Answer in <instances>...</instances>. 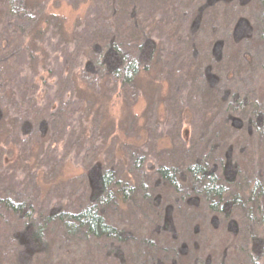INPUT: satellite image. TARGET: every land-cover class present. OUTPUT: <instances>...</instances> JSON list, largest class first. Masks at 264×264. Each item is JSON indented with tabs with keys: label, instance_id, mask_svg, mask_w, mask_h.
Listing matches in <instances>:
<instances>
[{
	"label": "trees",
	"instance_id": "1",
	"mask_svg": "<svg viewBox=\"0 0 264 264\" xmlns=\"http://www.w3.org/2000/svg\"><path fill=\"white\" fill-rule=\"evenodd\" d=\"M120 1L112 0L114 15L123 9ZM130 1L127 16L117 21L126 25L119 31L101 29L80 72L94 87L114 84V92L121 90L122 95L117 100H127L130 107L140 95L146 97L145 114L134 120V141L122 146L127 147L125 166L118 169L114 155L105 165L92 164L88 173L74 180L76 185L84 183L83 192L40 211L39 217L34 191H42L43 185L36 189L32 181L27 193L18 194L0 186V230L16 227L6 239L26 241L28 264H90L84 244L106 246L111 241L126 242L125 251L116 252L118 264H264V0H157L149 8ZM15 2L4 0L6 14L28 19L31 15ZM140 7L150 15H140ZM157 8L168 42L176 43L174 53L164 58V40L148 30L151 11ZM7 25L11 30L0 37V169L11 163L27 170L31 160L27 150L11 148L15 134L9 131L3 107L6 93L12 91L8 85L14 82L7 62L24 48L18 26ZM166 67L173 68V79L189 82L187 102L178 114L174 107L179 97L169 98L175 96L173 89L167 95L154 87L162 80L158 72ZM146 77L149 89L148 84L143 89ZM13 84L20 94L13 95L14 104L33 112L23 120L31 136L49 132L75 102L66 95L59 104L41 108L34 87L27 93ZM98 95H84L78 104H87V112H105ZM112 99L106 98L109 108L118 107ZM140 119L144 123L138 127ZM165 119L172 120L173 129L159 132ZM187 121L193 132L186 141L180 124ZM101 123L94 119L93 126L87 124L88 143L95 145ZM118 129L123 132L121 126ZM145 143L148 151L141 147ZM92 145L87 155L95 149ZM52 230L60 238L59 246L48 244ZM60 243L70 253H62ZM2 250L0 264H19L13 252ZM35 251L42 258L33 260Z\"/></svg>",
	"mask_w": 264,
	"mask_h": 264
},
{
	"label": "rangeland",
	"instance_id": "2",
	"mask_svg": "<svg viewBox=\"0 0 264 264\" xmlns=\"http://www.w3.org/2000/svg\"><path fill=\"white\" fill-rule=\"evenodd\" d=\"M14 1H16L15 7L25 9V13L31 16L22 20L18 15L8 13L10 15L9 22L18 26V29L15 30L18 31L17 33L21 36L20 39L24 43V48L18 53L19 55L17 54L16 57L14 56L7 62L10 70L9 74L12 73L10 76L14 80L13 83L20 86L23 92L26 91L27 93L30 87H34L36 92L33 96L37 105L41 108H48L56 103L59 104L62 97L66 95L75 101L69 105L67 110L61 112L60 120L53 126L51 124L49 132L47 130L45 135L38 132L37 135L31 136V131L23 124V120L32 118L33 112L27 106L21 107L19 104H14L13 95L17 96L20 94L16 92L15 87L12 88L13 83L8 85L12 91L10 90L6 93L3 107L5 110L4 114H7L9 118L7 120L8 128H11L9 131L15 134L13 140L10 139V145L11 148H15L16 152L22 150V148L27 150L26 154L29 156L27 159L31 160L29 162V165L31 163V168L24 170L23 165L16 168L11 166V163L3 164V168L1 167L0 169V186L7 185L8 189L18 194L21 192L27 193V188L32 181L35 183L36 189L40 187V184L41 186L43 185L42 191H38L39 189L34 191L32 184L30 185V192L34 191L37 196L35 200L37 204L36 212L39 217L40 211H45L60 202L68 203L72 201L73 195L75 199L81 194L85 185L84 183H77L78 185H76L74 180H76L78 175L88 173L92 164L105 165L110 157L114 155L113 163L117 165L116 167L119 169L120 164L122 167L125 166L123 154H125L127 147H122L123 143L134 141V139L130 140L135 136L136 124H134V120L136 117L141 118L145 114L147 101L146 97L140 95V98L130 107L127 100L125 101L126 103L122 99L117 100L122 98V95L121 90L114 92L118 90L115 89L114 84L106 85V87L102 88L101 84L98 87H94L90 82L91 79L87 81L80 77V72H82L86 62L89 60L90 48L94 43L93 39L95 36L101 35V29L105 28L109 32V27H111L113 31H119L126 25L125 21L122 25L121 22L117 23V21H121V17L127 16L125 14L129 11L130 4L132 5L130 0L120 1L123 9L120 8L116 15L113 13L117 8L113 6L112 0ZM136 1L139 4L144 2V6L147 8L150 7V4L158 2L157 0ZM5 7L4 0H0V37L4 31L11 30V26L7 25L9 22H7L8 15ZM147 8L140 7L143 11L139 10L138 13L143 15ZM156 10V13L151 11V20L148 22L149 25L151 24V29L148 27V30L153 35L154 31L157 32L158 36L155 37H157V40L159 39L158 41L164 40V45L163 43L161 44L162 57L164 58L169 53H174L176 43L174 41L172 44L168 42L166 24L164 26L160 25L161 11L158 8ZM149 15L150 11H147V15L144 13L143 16ZM32 17H35L34 19L36 20L31 21L30 18ZM13 44L18 45V43ZM68 53L73 54L74 58L70 57ZM160 74L161 83L159 82L154 87H158L159 90L162 88V92L167 95H169L170 89H173L175 96L170 94L169 98L179 97L174 107V114H178L187 102L184 100V95L189 94V82L185 79L183 81L178 78L173 79L171 76L173 68L162 69L158 72V76ZM154 78H157V74L154 75ZM145 79L146 81L142 82L143 89H145L147 84L149 89L151 81L148 77ZM101 83H103V80H101ZM102 85L104 86V83ZM86 87L90 91L82 93L80 89L83 90ZM101 92L103 95L100 94ZM96 93L99 94V97L102 96L101 100L105 103V112L104 110L98 113L94 110L93 112H87V104H78L80 98L84 95H89L92 98L93 94L96 95ZM131 94L137 96L139 91L138 94L134 91ZM109 97L112 100H110L111 102H113L112 97H114V101L116 99V102H119V106H111L109 108V100H106ZM87 119H89V122H87ZM94 119L101 121L102 125L97 129L96 142L95 145H92L90 142L88 143V137L85 133H87V124H92ZM137 122L139 127L140 124L144 123V119H140ZM170 122H172L170 119L163 120L161 127H159V132L163 129V132L172 130L173 127L169 124ZM91 126L93 124L88 127ZM119 126L122 127L123 132H120ZM180 126L181 134L187 141L192 135L193 125H191L190 121H187L180 124ZM90 145L95 146V149L92 154L87 155ZM141 147H143L144 151L149 150L147 143ZM96 156L97 159L94 160ZM84 177H86V174H84ZM13 228L16 229L14 225H6V229L0 230V251L4 248L3 250H6L7 253L13 252L15 254V263L26 264L24 257L26 249L25 247L23 248L26 241L23 239H6L7 235L10 236V229ZM59 240L60 238L52 230V237L48 244H57L59 246ZM84 245L86 253L92 257L88 258L90 264H118L119 259L116 258V252H124L126 249V242L114 243L111 241L106 246L104 244L86 246V243ZM62 247L64 246L60 243L62 253H70V249L66 251L61 249ZM127 247L129 248V246ZM130 249L136 251L137 246L130 244ZM82 255H84V252H82ZM31 258L34 260L42 257L40 252L35 251L31 254ZM69 260L72 262L71 257Z\"/></svg>",
	"mask_w": 264,
	"mask_h": 264
}]
</instances>
